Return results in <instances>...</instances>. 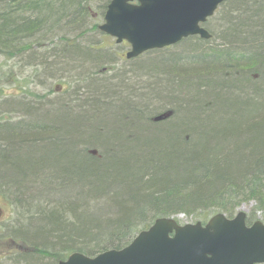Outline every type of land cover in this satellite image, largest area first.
Listing matches in <instances>:
<instances>
[{"label":"trees","instance_id":"obj_1","mask_svg":"<svg viewBox=\"0 0 264 264\" xmlns=\"http://www.w3.org/2000/svg\"><path fill=\"white\" fill-rule=\"evenodd\" d=\"M91 1L0 0V55L50 50L29 57L46 64L47 78L73 72L84 84L81 99L76 90L50 102L49 92V107L43 97L33 108L20 100L17 122L0 119V195L16 213L10 232L20 235L9 241L5 264L121 250L156 219L180 214L205 223L253 203L247 223L258 213L264 222V0H225L218 34L205 41L210 47L188 38L184 44L200 41L194 54L156 51V59L173 58L171 66L135 62L121 71H110L108 54L92 47L99 24ZM110 2L97 5L98 18ZM105 74L118 79H98ZM64 108L92 121L124 109L122 122L137 129L136 116L148 135L115 133L107 146L91 133L74 148L67 139L88 129L77 122L71 133L57 134ZM164 112L171 117L155 122Z\"/></svg>","mask_w":264,"mask_h":264},{"label":"water","instance_id":"obj_2","mask_svg":"<svg viewBox=\"0 0 264 264\" xmlns=\"http://www.w3.org/2000/svg\"><path fill=\"white\" fill-rule=\"evenodd\" d=\"M224 0H112L99 31L131 46L128 59L182 40L212 35L202 26ZM169 114L157 116L161 122ZM242 209L233 219L216 214L206 225L159 218L121 250L95 257L71 254L59 264H264V224L248 227Z\"/></svg>","mask_w":264,"mask_h":264},{"label":"rangeland","instance_id":"obj_3","mask_svg":"<svg viewBox=\"0 0 264 264\" xmlns=\"http://www.w3.org/2000/svg\"><path fill=\"white\" fill-rule=\"evenodd\" d=\"M101 1L102 0H93L90 2V5H91L92 10H93L91 16L94 19L95 23H97L99 25H101L103 23V19L98 18V11H97V5H99V3ZM226 7H227V3L224 4V6H222L218 10V12L215 14V16L213 18L209 19L208 22L205 24L204 28L206 30H208L210 32V34H214L215 36H216V34H218V30H216V27L221 26V20H222L221 18L223 17V13L227 9ZM92 40L94 41L93 44L95 43V45H97L96 47L98 49H103L104 52L102 51V53H104V54H106V50H108L110 47H116L114 52L120 51L119 48L117 47V45L115 44V41L113 39L107 37V36H103L101 34H98L97 36L92 38ZM92 40L89 39V41H92ZM185 42H187V40L182 41L173 47L167 48V50L163 49L165 51L164 53L184 54V53H187L186 51H189L188 52L189 54H194V53H191V52H194V45L200 44V41L195 39V38H193L192 41H190L188 44H184ZM208 44H210V43H207L204 41V47L212 46V45H208ZM93 51L95 52V50H93ZM160 51H162V50H160ZM49 52H51V51L49 50ZM38 53L40 55H42V51H38ZM156 54H157L156 51L148 52L145 55L141 56L138 60H134L131 63L141 62V63L147 64L146 66H148V69H149L152 67L149 65H152L153 63L155 65L159 64V66H166V65L171 66L172 62L174 61L173 58H170V59L165 60V61L156 59L158 57V55H156ZM2 57H3V55H0V68H1L2 64L5 63V61L2 60ZM107 57H105V59H106L105 62H106V64H108V63L110 64V69L117 67L116 69H118V71L122 70L124 65H123V62L121 60L116 59L115 61L111 62V59L107 58ZM185 57H186V55H185ZM176 61H178V59H176ZM189 61L191 62L192 60L190 59ZM153 72L156 73V68H155V70H153ZM117 74H115V75H117ZM115 75L105 74V75L100 76L98 79L106 81V82H109V80H112V82H114L115 80L118 79V78L113 79V77ZM153 75H156V74H153ZM78 79H79V75H77L76 73H73V72L60 73L57 75L50 76L49 82H48L49 91L51 92L50 93V102L56 101L59 98V94H61V93H63L61 95L62 97H68L70 94H73L74 92H76V90H79V93H78L79 97L78 98H80V99L83 98L84 96L82 97L81 94H82V88L84 87V84L78 82ZM17 82H18L17 88H14L11 93L13 94L12 95L13 97H17L18 101L22 100V101L26 102L30 98H32V95L34 96V94L42 93V91H41L42 87H39L38 89H36V88L32 89L31 88L32 89L31 90L30 88H26L25 87L26 85L24 86V81L19 79ZM29 82H30V84L34 83L35 85L36 84L38 85L39 83H42L43 81L37 79L35 81L30 80ZM38 86H41V85L39 84ZM58 88H60V89H58ZM44 89H45L44 92L47 93L48 92V91H46L47 88L44 87ZM162 91L163 90H159L158 95H159V93H162ZM163 95L164 94H162V96ZM82 104H85V101H83ZM111 105H113V100L111 101ZM116 106L117 105H115L114 107H116ZM100 108H102V107H100ZM47 110H49V108ZM120 111H121L120 114H118V113L114 114V112H113L114 115L111 114L110 118L106 121L101 120L99 118V115L96 114L94 116H96V118H99L100 120L95 119V121L93 120L94 121L93 122L92 119L87 120V118H85L84 116H79L80 114L78 112L74 113L73 114L74 117H73L72 115H70V113H68L69 109L64 108V109H62V111L57 112L56 130L55 131L62 129L60 131V133L57 132V134H60V135L66 134V133H71L73 130L69 131V129L76 127L75 123H77V122H79L78 126L80 124H82L84 126V128L88 129V134L86 136L85 135L73 136V137L67 139V142L70 145H72L74 148L78 147V145L83 143V142L87 143L88 139L92 138V134H94V133H96L98 136L105 137V139L101 140L100 144L107 145V146H109L110 144H112V142H114V139L112 136L115 133H122L124 136L126 134H128L129 132H131L133 134L136 133L139 136V138L140 137L144 138L146 135H148L147 133H145V130L143 128H141V127H145V123L143 121H141V119H136V116H134L133 121H138V122L135 123L137 125V129H133L134 126H133V128H131V127H128L127 125H125L123 123V122H126L125 119L123 118V115L128 116L129 111H124V109L120 110ZM49 112H51V110L46 111V113L48 114L46 116L47 118L51 117L49 115ZM104 113L105 112H102V113H100V115L104 114ZM122 113H124V114H122ZM101 116H103V115H101ZM18 117H19V115H18ZM117 117L118 118L121 117V121H119V119ZM76 118H81V119L78 120ZM90 118H92V117L90 116ZM122 118H123V122H122ZM102 119H103V117H102ZM121 126H122V128H121ZM51 132L53 134V131H49L48 133L50 134ZM60 135L58 136V139H60ZM253 207H254L253 203L243 206L244 211L246 212L247 215H250V213H252ZM0 212H1V217H2V221H4V224L9 219H11L12 216L16 217L15 210L11 206V203L9 202V200L7 198L5 199V197H2V195H0ZM257 216L259 218H261V214L258 213ZM178 219H179L180 223L184 225V224L196 223L198 221H201L202 218H200V217H188L186 215L180 214L178 216ZM4 224H3V227H4ZM15 236L20 237V235L17 233L15 234ZM7 244H9V243H5L3 245V253H5L6 255L10 251L13 253L11 246H9ZM7 261H8L7 259H4V260H2L1 264H5V262H7Z\"/></svg>","mask_w":264,"mask_h":264},{"label":"flooded vegetation","instance_id":"obj_4","mask_svg":"<svg viewBox=\"0 0 264 264\" xmlns=\"http://www.w3.org/2000/svg\"><path fill=\"white\" fill-rule=\"evenodd\" d=\"M115 44L117 45L120 51H116L117 53L114 52L116 47H110L108 50H106V53L110 56L111 62L115 61L116 59H119L123 62L124 67H126V65L132 64V61L139 59V57L134 59H127L126 55L128 54V52L131 51L130 45L128 43L123 42L121 44H117L115 41ZM94 49L97 48L95 47ZM101 50L103 51V49ZM38 51H42V55L49 53L45 49H39V47H35V49L33 48L32 50L27 52V56H22L20 55V53L14 52L11 57H2V60L5 61V63L2 64L0 68V119H3V121L7 123H15L18 121V100L17 97H13V94L11 93L14 88H17V81L19 79L22 81L49 79L45 75L47 69L46 64L41 62L40 59H38L37 57H29V54L31 55L32 53L39 54ZM124 67L122 68V70H124ZM105 70L106 69H103L102 71ZM110 71H113V69H110ZM39 87L40 86H38L37 84L35 85L34 83L30 84L29 86L30 89H38ZM44 90L45 89L42 88V93H38V96H35V94L34 96L32 95V98L28 100L30 107L33 108L35 106L34 103L36 102L35 99H37V97H43V107L47 108V105L45 103V95L49 96V91L45 93ZM15 221L16 217L12 216L11 219H9L4 224L0 212V264L2 260L7 258V255L3 253V245L17 238L16 236H14L15 234H12L10 232L9 229L10 225L13 224Z\"/></svg>","mask_w":264,"mask_h":264},{"label":"bare ground","instance_id":"obj_5","mask_svg":"<svg viewBox=\"0 0 264 264\" xmlns=\"http://www.w3.org/2000/svg\"><path fill=\"white\" fill-rule=\"evenodd\" d=\"M42 81H43L42 83H39L41 85L40 87H42V88L45 87V88H47L46 91H49V87H48L49 79H46V80L43 79ZM47 107H49V106L47 105ZM164 114H169V118L171 117V113L170 112H164ZM164 114H162V115H164ZM30 117H34V116L33 115L32 116L30 115Z\"/></svg>","mask_w":264,"mask_h":264}]
</instances>
